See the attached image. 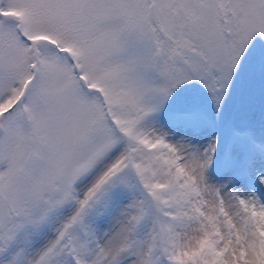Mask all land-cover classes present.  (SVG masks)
I'll use <instances>...</instances> for the list:
<instances>
[{
    "label": "snow or ice",
    "instance_id": "1",
    "mask_svg": "<svg viewBox=\"0 0 264 264\" xmlns=\"http://www.w3.org/2000/svg\"><path fill=\"white\" fill-rule=\"evenodd\" d=\"M238 82L264 107V0H0V264H264V194L159 123Z\"/></svg>",
    "mask_w": 264,
    "mask_h": 264
},
{
    "label": "rangeland",
    "instance_id": "2",
    "mask_svg": "<svg viewBox=\"0 0 264 264\" xmlns=\"http://www.w3.org/2000/svg\"><path fill=\"white\" fill-rule=\"evenodd\" d=\"M159 123L173 140L184 139L206 145L215 137L218 151L210 170L213 181L227 184L231 175L230 187L256 191L257 195L264 194V184H260L258 179L264 170V107L258 96H249L242 90L240 82L219 115L203 89L195 85L185 87L175 95ZM240 126L248 129L242 139L255 168H249L246 162L234 160L231 154V145L237 139L234 129L238 130ZM44 234L49 233L46 230Z\"/></svg>",
    "mask_w": 264,
    "mask_h": 264
},
{
    "label": "trees",
    "instance_id": "3",
    "mask_svg": "<svg viewBox=\"0 0 264 264\" xmlns=\"http://www.w3.org/2000/svg\"><path fill=\"white\" fill-rule=\"evenodd\" d=\"M239 128L242 129V130H244V132L247 134L248 129L246 127L240 126Z\"/></svg>",
    "mask_w": 264,
    "mask_h": 264
}]
</instances>
